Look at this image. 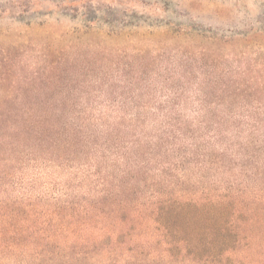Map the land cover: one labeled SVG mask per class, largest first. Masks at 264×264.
Wrapping results in <instances>:
<instances>
[{
	"label": "rangeland",
	"instance_id": "obj_1",
	"mask_svg": "<svg viewBox=\"0 0 264 264\" xmlns=\"http://www.w3.org/2000/svg\"><path fill=\"white\" fill-rule=\"evenodd\" d=\"M119 116L150 132L233 118L241 141L259 139L244 122L264 130V0H0V264H264V145H233L223 163L176 152L160 174L188 168L183 186L151 171L73 223L69 208L86 216L104 188L86 163L126 146L84 144L73 126Z\"/></svg>",
	"mask_w": 264,
	"mask_h": 264
},
{
	"label": "trees",
	"instance_id": "obj_2",
	"mask_svg": "<svg viewBox=\"0 0 264 264\" xmlns=\"http://www.w3.org/2000/svg\"><path fill=\"white\" fill-rule=\"evenodd\" d=\"M112 119L114 120L112 121L107 118V121L109 120V122L112 123H110V125H105L106 121H104L100 123L98 129H89L87 126L92 125L94 127L97 125L100 120L96 118L82 119L81 123L84 127L79 124L73 126L75 135L81 139V142H84V144L85 141L88 140L89 142L93 138H100L105 141V144L117 139H119V141L123 140L124 143L126 142V146L121 145L118 149L119 151L112 153L114 157L113 161H107L108 155L106 154V150H109L108 148L102 151V155H96L92 158V164L86 163V165H90L91 171H84L86 172L83 174L84 180L92 176H99L103 182L102 185L104 188L98 192L96 197L89 199L86 216L79 213L73 207L69 208L70 216L73 217V223L84 220L83 222L89 225L90 220L94 219L96 216L99 218L101 214H103L100 210H102V207H104L107 201L118 196L129 195L132 190H135L137 187L140 188L141 184L137 183L139 177L149 176L151 171L155 172L158 176L153 179V184L156 186L164 183H168L165 185L166 189L183 186L187 181L186 176L189 177L190 175L188 168L186 169L187 172L185 175H173L172 179L174 180L170 182H168V178H164L163 175L160 174L171 172L175 168L170 167L172 163L168 160V157L175 155L176 152L179 153L182 160L188 158V162L191 160L195 162V164L196 161L194 160L198 159L197 157H203L202 161H197L198 163L200 162V164L203 162L213 163L216 161L223 163L228 158H234L229 154L233 145L238 147H243V145L245 147L247 143H252L258 147L264 145V130L261 131L252 123L244 122V125L247 124V126L255 129V135L259 136V139H253V141L248 140L249 138L247 139L246 137L242 139L246 141H241V136L237 135L235 130H231V128H234L242 132L239 125L241 121L234 120L233 118H166L164 121H156L158 122V126L151 132L147 127L148 120L146 119L122 116ZM254 122L258 121L254 120ZM114 123L117 125V129L113 128ZM85 128L87 131H84ZM230 134H233L235 137ZM250 134L253 133L251 132ZM189 137L192 139L191 142L188 140ZM235 138L239 141L238 143L233 142ZM172 140H174V149L171 148ZM69 148L70 150L73 149V147ZM98 148V145L90 147L96 154L99 153ZM74 152L77 156L81 154L79 150ZM146 155L151 158L145 165ZM155 160L158 162H155ZM104 162H107V165L105 167L100 166ZM148 164L154 166L149 167ZM118 166L123 168L121 173H118ZM199 169L204 168L201 167ZM259 174L260 173H258V175ZM147 180H149V178L141 181L148 182ZM164 196L166 195L160 194L158 198L157 195H154L153 197H157L158 200L151 202V204L143 205V208H146L147 211H154V209L161 207L168 198ZM92 212H96V214L94 215ZM0 217L3 220L12 218L9 213L5 212H1Z\"/></svg>",
	"mask_w": 264,
	"mask_h": 264
}]
</instances>
